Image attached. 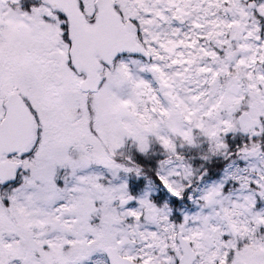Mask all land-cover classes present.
<instances>
[{
    "label": "snow or ice",
    "instance_id": "snow-or-ice-1",
    "mask_svg": "<svg viewBox=\"0 0 264 264\" xmlns=\"http://www.w3.org/2000/svg\"><path fill=\"white\" fill-rule=\"evenodd\" d=\"M0 264H264V0H0Z\"/></svg>",
    "mask_w": 264,
    "mask_h": 264
}]
</instances>
